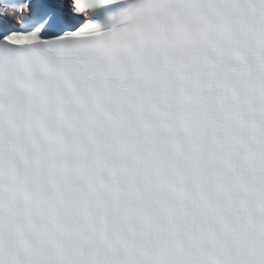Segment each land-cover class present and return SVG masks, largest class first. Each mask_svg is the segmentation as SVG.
Segmentation results:
<instances>
[{
  "label": "snow or ice",
  "instance_id": "1",
  "mask_svg": "<svg viewBox=\"0 0 264 264\" xmlns=\"http://www.w3.org/2000/svg\"><path fill=\"white\" fill-rule=\"evenodd\" d=\"M0 264H264V0H0Z\"/></svg>",
  "mask_w": 264,
  "mask_h": 264
}]
</instances>
